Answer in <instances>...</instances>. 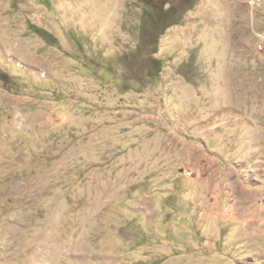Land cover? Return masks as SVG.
<instances>
[{"label":"rangeland","instance_id":"obj_1","mask_svg":"<svg viewBox=\"0 0 264 264\" xmlns=\"http://www.w3.org/2000/svg\"><path fill=\"white\" fill-rule=\"evenodd\" d=\"M260 181L264 0H0V264H264Z\"/></svg>","mask_w":264,"mask_h":264},{"label":"crops","instance_id":"obj_2","mask_svg":"<svg viewBox=\"0 0 264 264\" xmlns=\"http://www.w3.org/2000/svg\"><path fill=\"white\" fill-rule=\"evenodd\" d=\"M259 183L260 184L252 186V188H249V185L239 188L238 186H234V182H229L228 184H225L223 188L225 192L224 195L226 196L225 198H232V196H235L236 198H264V184H262V181ZM224 217L226 219L225 223L229 224L225 225L232 227L236 236H242L244 233L247 234L249 230V221L251 220L256 222L258 228L256 230L261 231V233L264 234V217L262 215L260 216L258 210H255L254 213L249 215L241 216V211L237 212V210H234V207L232 206L229 208V212L225 214ZM232 221H236V224L231 223ZM262 248V245H260L259 249Z\"/></svg>","mask_w":264,"mask_h":264},{"label":"built area","instance_id":"obj_3","mask_svg":"<svg viewBox=\"0 0 264 264\" xmlns=\"http://www.w3.org/2000/svg\"><path fill=\"white\" fill-rule=\"evenodd\" d=\"M260 0H257V2H259Z\"/></svg>","mask_w":264,"mask_h":264}]
</instances>
